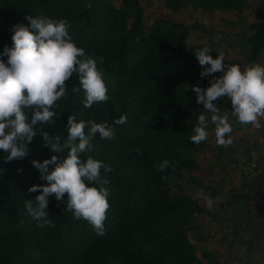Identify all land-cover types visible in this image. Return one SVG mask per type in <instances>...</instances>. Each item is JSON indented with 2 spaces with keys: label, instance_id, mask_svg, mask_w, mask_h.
<instances>
[{
  "label": "trees",
  "instance_id": "1",
  "mask_svg": "<svg viewBox=\"0 0 264 264\" xmlns=\"http://www.w3.org/2000/svg\"><path fill=\"white\" fill-rule=\"evenodd\" d=\"M248 1L161 0L172 12L190 6L237 14ZM143 8L141 0H0V59L7 62L3 50L12 46L13 26H29L26 16L64 19L75 44L96 59L108 89L107 102L85 108L83 91H71L79 86L73 74L66 81L67 96L57 101L54 109L55 123L35 127L60 136L61 142L67 137L68 115L106 122L115 129L114 139L101 140L97 135L92 140L93 150L81 156L82 160L91 156L113 169L109 173L101 170V177L110 181L104 185L110 208L102 236L85 220L65 211L67 194L61 201L54 195L48 198V218L53 227L38 226L27 213L25 200L40 194L28 189L47 183L31 161L43 162L59 155L43 147L42 136L27 144L28 155L21 160L5 162V153L0 150V264H221L209 251H198L191 242L202 226L199 219L205 220L208 211L184 189L185 185L201 184L195 178L199 171L206 172V177L214 173L203 171L196 160L204 144L216 140L208 131L214 125L209 123L204 142L194 144L190 137L204 112L192 88H206L221 74L202 78L203 68L194 52L209 47L215 58L217 45L213 35L207 37L209 31L196 23L157 19L146 32ZM244 26L241 36L235 38L245 36L246 58L256 63L264 57V14ZM193 29L203 31L207 42L189 45L188 33ZM216 103L223 112L225 99ZM206 114L210 120L211 113ZM122 116L127 122L115 124ZM250 149L229 148L227 152L237 165L238 154L245 155ZM163 160L173 163L161 172L158 166ZM222 189L217 187L212 193L217 195Z\"/></svg>",
  "mask_w": 264,
  "mask_h": 264
},
{
  "label": "clouds",
  "instance_id": "2",
  "mask_svg": "<svg viewBox=\"0 0 264 264\" xmlns=\"http://www.w3.org/2000/svg\"><path fill=\"white\" fill-rule=\"evenodd\" d=\"M25 19L30 22L29 26L23 23L13 26L12 46L3 50L7 62L0 59V150L5 153L3 159L11 162L25 158L27 144L37 135L42 136L43 147L59 155H52L43 162L31 161L40 172V179L47 183L28 189L40 194L34 200H25L27 213L38 222V226L53 227L48 218V198L54 195L57 201H61L67 194L65 211L72 212L77 220H85L97 235L102 236L110 208L109 191L104 185L110 181L101 177V170L109 173L113 169L91 156L86 160L81 156L93 150L92 140L97 135L101 140L114 139V127L106 122L77 120L74 115H68L67 137L61 142L60 136L50 135L35 126L39 123L43 128L55 123L57 112L54 109L58 107L57 101L67 96L66 81L73 74L77 75L79 86H74L71 91H83L85 108L107 102L110 97L103 73L98 70L96 59L88 57L84 48L72 40L66 20L47 16H26ZM210 52L209 47L194 52L203 68L200 76L223 74L213 78L206 88L193 86L196 103L203 105L204 112L198 116V125L190 140L197 145L204 142L209 135L206 129L211 123L216 143L228 147L233 143L232 125L226 115H220L216 101L227 98L232 115L240 124L259 129V118H264V66L253 63L243 70L238 64L226 66L222 52L215 58ZM99 60L103 63L104 57ZM206 113H211L210 120ZM126 122V116L114 121L115 124ZM65 152L67 155L62 156ZM172 163L163 160L158 170L163 172ZM237 166L241 170L239 163ZM17 171L22 172V169ZM253 174L244 173L245 176ZM93 183L100 187L91 186Z\"/></svg>",
  "mask_w": 264,
  "mask_h": 264
},
{
  "label": "rangeland",
  "instance_id": "3",
  "mask_svg": "<svg viewBox=\"0 0 264 264\" xmlns=\"http://www.w3.org/2000/svg\"><path fill=\"white\" fill-rule=\"evenodd\" d=\"M141 4L144 7L146 32H148L150 24L157 19L172 20L174 23H181L183 25H192L196 23L199 26H204L209 31L206 33L207 37L208 35H213L218 53L220 54L221 52H224V57L228 55L229 63L225 65L232 63L238 64L243 66L241 68L243 70L246 66L254 63L248 61L246 58L248 55V48L238 44L239 41L244 42L245 36L243 35L240 38L236 36L235 38V35H240L245 27L244 25H248L255 20H258L260 16L264 14V1L249 0L247 7L240 14H237L236 12H225L222 10L207 12L201 9H193L190 6L184 7L180 11L172 12L164 7V3H162L161 0H141ZM227 23H229V25ZM190 32L191 33H188L189 45L207 42V38L203 31L193 29ZM230 36L235 38L236 41L233 38L229 39ZM229 49L231 50L228 54ZM108 77L112 79L110 76ZM220 115L225 116L223 113H220ZM229 119L230 118H228V121L230 122L231 120ZM260 119H263L264 121V118H259V123ZM257 130L258 131L246 129L245 133H243L245 136L240 135L239 138L246 140L247 143L251 141V144L249 145L254 146L253 149L255 150L253 153L250 152V155L254 154V156H256V152L260 151V155L257 157L256 162H261V160L264 159V126L261 125ZM208 131L210 134L214 133V130L211 128H208ZM227 151L228 150H226V152ZM226 155L217 158L215 157V151L212 149V146L209 144L204 145L202 151L196 154V160L203 171H215L216 175L206 177V172L199 171V176H195V178H199L201 184L199 186L191 184L190 187L185 185L184 188L189 195L196 196L194 198H196L202 205H205V208L208 211L205 218L208 227L202 230L204 238L200 240L199 238L197 239V237H192L191 242L195 244L199 243L197 247L198 251L208 250L210 257L216 259L221 264H229L231 257L230 254L224 252L223 248L220 246L221 238L215 235L219 232L218 226L222 225L221 217L216 215H223L220 212V210L223 209L220 205H217V202L212 204V201H219L221 198L222 205H225L226 200H228V202L231 201V199L234 200V195L226 194L225 191L228 190V187H230L235 181L240 183V181L245 178V175L239 173V169L233 168L235 164L230 162L229 155ZM260 162H258V165H260ZM253 173L257 174L258 171L253 170ZM220 184L223 185L225 191L222 189L219 194L214 195L212 189L215 191L217 187H220ZM196 188L198 189L197 191H195ZM216 205L217 207H215ZM209 232L212 233V236L216 238L215 241L219 244L213 246V241L210 242L207 239L206 236ZM234 258L235 257L233 256V259ZM236 262L237 260H235V262H230V264H236Z\"/></svg>",
  "mask_w": 264,
  "mask_h": 264
},
{
  "label": "crops",
  "instance_id": "4",
  "mask_svg": "<svg viewBox=\"0 0 264 264\" xmlns=\"http://www.w3.org/2000/svg\"><path fill=\"white\" fill-rule=\"evenodd\" d=\"M230 38L233 37L230 36L229 39ZM238 44L240 46H244L242 41H239ZM230 50L231 49H229L228 54ZM225 58L226 62H228V55H226ZM263 61L264 57L259 59V61L256 63L264 66ZM240 67L242 68L243 66ZM222 74L223 73H221L220 76ZM225 103L226 107L221 113L225 114L228 118H230L229 120H231L229 123L232 125V132L230 134L233 140L232 145L228 147L220 146L216 143L215 139H211L204 144H209L210 146H212V149L215 151V157L217 158H221L224 155L228 154L226 150H228L229 148H253L254 146L249 145L251 144V141L247 143L246 140L240 139L239 136H245V134L243 133H245L246 129H253L255 131H258L257 128L252 125L240 124V126H237V119L232 115L231 103L227 100V98H225ZM260 123L264 126L263 119H260ZM250 151L248 153L245 152V155H238L241 156L240 158H244V160H247L248 158H250ZM233 168L239 169L237 165H234ZM239 173L244 175L241 170ZM212 175H216V172L214 171V173L210 176ZM220 187L224 190L223 185L220 184ZM228 188V190L224 191L226 192V194H233L234 200L231 199V201L229 202L228 200H226L225 205L219 204V202H222L221 198L219 201H212V204H215V202H217V205H220V207L223 209L220 210V212L223 214L220 216L222 225L218 226L219 232L215 234L217 237L221 238L220 246L223 248L224 252L235 257L230 261L235 262V260H237L236 264H264V159H262L260 162L257 174H253V176L249 177L245 176V178L240 181V183L238 181H235ZM197 190L198 189L196 188L195 191ZM217 205L215 207H217ZM205 217L206 216H204V218ZM199 222L202 223V226L198 231V235L195 237L202 240L204 238L202 230L204 228H207L208 226L206 221L203 219H199ZM244 226H249L250 228L254 226V228L252 229L251 233L248 234V236L242 237ZM206 237L210 242L213 241V246L219 244L215 241L216 238L212 236V233H207ZM198 245L199 243L196 244L197 247Z\"/></svg>",
  "mask_w": 264,
  "mask_h": 264
},
{
  "label": "built area",
  "instance_id": "5",
  "mask_svg": "<svg viewBox=\"0 0 264 264\" xmlns=\"http://www.w3.org/2000/svg\"><path fill=\"white\" fill-rule=\"evenodd\" d=\"M251 152L253 153V151ZM259 152L260 151L256 152V156H254V154L250 155V161L247 162L246 164L244 163V158L239 157L240 158L239 166L245 174H252L253 170H257L259 161L256 162V160L257 157L260 155Z\"/></svg>",
  "mask_w": 264,
  "mask_h": 264
},
{
  "label": "water",
  "instance_id": "6",
  "mask_svg": "<svg viewBox=\"0 0 264 264\" xmlns=\"http://www.w3.org/2000/svg\"><path fill=\"white\" fill-rule=\"evenodd\" d=\"M253 228H254V226H252L251 228L249 226H245L244 230H243V233H242V237L248 236V234L251 233Z\"/></svg>",
  "mask_w": 264,
  "mask_h": 264
}]
</instances>
